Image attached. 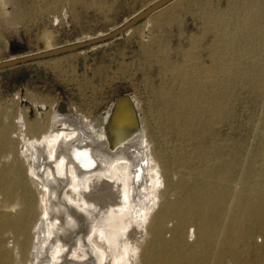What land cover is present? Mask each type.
<instances>
[{"label":"rangeland","instance_id":"1","mask_svg":"<svg viewBox=\"0 0 264 264\" xmlns=\"http://www.w3.org/2000/svg\"><path fill=\"white\" fill-rule=\"evenodd\" d=\"M153 1L0 0V61L106 35ZM263 39L264 0H172L114 38L0 70V129L4 127L6 132L0 134V184L9 181L18 169L19 177L30 184L27 175L31 173L25 168V159L18 160L21 148L16 138L21 131V114L26 115L34 135L38 132L34 121L44 118L53 103L63 101L82 115L95 116L116 97L126 94L137 99L149 141L155 154L168 161V168L172 166L180 174L187 172L190 174H186L187 180L200 175L198 179L204 182L211 170L210 154L221 147L236 165L232 178L239 181L237 192L243 194L246 189L248 196H261L264 192ZM174 72L180 80L184 75L202 80L204 84L199 85L202 91L186 90L179 79L174 80ZM212 78H215L213 87ZM162 98L166 99L165 103L172 101L164 104ZM161 104L163 107L168 104L169 108L163 110ZM199 108L205 113L201 114ZM174 111L192 116H187L192 124L198 121L192 128L195 126L202 136L178 135L175 132L178 125H172ZM198 142L200 148L193 155ZM8 154L14 157L10 166L2 157ZM34 193L38 206L40 194ZM259 238L256 235L253 240L260 242Z\"/></svg>","mask_w":264,"mask_h":264},{"label":"bare ground","instance_id":"2","mask_svg":"<svg viewBox=\"0 0 264 264\" xmlns=\"http://www.w3.org/2000/svg\"><path fill=\"white\" fill-rule=\"evenodd\" d=\"M174 77L180 80L178 73ZM180 81L186 90L202 91L200 79L184 75ZM133 99L122 96L95 116L82 115L63 101L45 113L43 104L45 115L34 121V135L26 115H20L18 160L25 159L30 184L19 177V169L0 184V264H264V192L259 197L248 196L246 189L237 192L236 165L221 147L210 154L204 182L200 175L187 180V172L168 168V161L155 154ZM168 104H161L163 110ZM175 114L178 135L202 136L192 128L198 121L192 124L190 115ZM5 133L2 127L0 134ZM2 157L10 166L13 155ZM256 235L260 242L253 240Z\"/></svg>","mask_w":264,"mask_h":264},{"label":"water","instance_id":"3","mask_svg":"<svg viewBox=\"0 0 264 264\" xmlns=\"http://www.w3.org/2000/svg\"><path fill=\"white\" fill-rule=\"evenodd\" d=\"M170 1H172V0H155V1H153L150 5L141 9L139 12H137L135 15H133L129 19V21L122 24L117 29L113 30L112 32H110L106 35L96 37L94 39H90L87 41L76 42V43L60 46L57 48L47 49V50H44L41 52H36L33 54H26V55H22L19 57H13V58H9L7 60L0 61V70L11 68L14 66H18L20 64H24V63L29 62V61H34V60H39V59H43V58L58 56V55L69 53V52H74V51L80 50L84 47L99 44L101 42L106 41L107 39L114 38V37L118 36L119 34H121L122 32H124L126 29L135 25L138 21H141L142 19L146 18L151 13L157 11L158 9H160L161 7H163L164 5L169 3ZM16 48L19 49L20 45H16ZM122 96L127 97V98L129 97L126 94L119 95L118 97L115 98L114 104Z\"/></svg>","mask_w":264,"mask_h":264}]
</instances>
